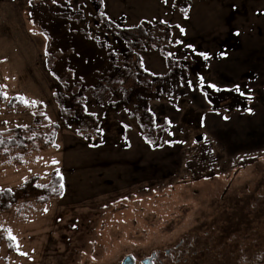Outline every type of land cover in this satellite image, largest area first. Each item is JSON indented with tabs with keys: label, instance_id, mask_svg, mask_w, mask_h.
Wrapping results in <instances>:
<instances>
[{
	"label": "rangeland",
	"instance_id": "rangeland-1",
	"mask_svg": "<svg viewBox=\"0 0 264 264\" xmlns=\"http://www.w3.org/2000/svg\"><path fill=\"white\" fill-rule=\"evenodd\" d=\"M0 89V132L59 128L0 190L65 187L0 214V264H264V0H0Z\"/></svg>",
	"mask_w": 264,
	"mask_h": 264
},
{
	"label": "trees",
	"instance_id": "trees-1",
	"mask_svg": "<svg viewBox=\"0 0 264 264\" xmlns=\"http://www.w3.org/2000/svg\"><path fill=\"white\" fill-rule=\"evenodd\" d=\"M145 77L148 78L151 76L147 75ZM109 82H111L116 89L130 91L129 93H135L142 89L148 94L154 91L152 84H147L145 86L138 84L136 74L128 71L114 75L113 78L109 79ZM102 84H104V82H102ZM3 97V92L0 89V98ZM75 98L77 102L75 107L78 109L76 112L81 116L82 123L85 125L90 121L93 123L96 122L95 118L89 115L83 106L85 99L84 95H79ZM13 103L19 104L18 101H13ZM135 112L136 110H133L132 115L136 116ZM65 113L64 111V116L67 115V113ZM81 126L83 130L84 126ZM138 127H140L137 128L138 131H140L147 140H150L152 136L154 137L153 134L147 133L145 126L143 129L141 126ZM58 135V126L54 124H45V115L42 112H38L34 115V121L30 125L19 126L0 132V166L26 165L25 158L28 153L56 148ZM59 177V174H53L49 182L43 183L39 176H34L19 187L11 189V192L7 191L8 189H3V191H0V214L23 203L33 202L36 205H47L52 200L62 197L65 192V187L62 189L60 188V184H63V180H60ZM36 185H45L46 187H36ZM53 187H55V191L52 190ZM10 237L12 236L7 230L0 229V245L6 243L11 250L15 251V240H12Z\"/></svg>",
	"mask_w": 264,
	"mask_h": 264
},
{
	"label": "snow or ice",
	"instance_id": "snow-or-ice-1",
	"mask_svg": "<svg viewBox=\"0 0 264 264\" xmlns=\"http://www.w3.org/2000/svg\"><path fill=\"white\" fill-rule=\"evenodd\" d=\"M54 2H55V0H54ZM164 2L167 3V0H164ZM164 23H166V22H164ZM177 27H179V25H177ZM180 31H181V33H183L184 30L181 28ZM193 52H195V49H193ZM199 55L203 56V58H204L205 60L210 59V57H209L206 53H199ZM201 87H203V78H201ZM208 87L213 88V89H215V90H217V91L220 90L219 88H217L216 85L209 84ZM234 91L239 92V88L234 89ZM241 95H243V93H241ZM4 98L7 99L6 94H4ZM21 99H24V98H21ZM25 103L27 104L28 102L25 101ZM93 115H94V114H93ZM169 123H170V122H169ZM53 163L55 164V163H58V162L55 161V160H53ZM58 172H59V170L57 169V173H58ZM59 179L62 180L63 177L60 176ZM36 187H46V186H45V185H36ZM63 187H64V185L61 183V184H60V188L62 189ZM52 190L55 191V187H53ZM0 191H3V190H0ZM7 191L11 192V189H8ZM45 211H47V209H45ZM10 238H11L12 240H15V237H14V236H13V237H10Z\"/></svg>",
	"mask_w": 264,
	"mask_h": 264
},
{
	"label": "flooded vegetation",
	"instance_id": "flooded-vegetation-1",
	"mask_svg": "<svg viewBox=\"0 0 264 264\" xmlns=\"http://www.w3.org/2000/svg\"><path fill=\"white\" fill-rule=\"evenodd\" d=\"M169 254L170 251L168 250V255ZM127 259H130L128 264H154L155 260L157 259V255L153 253L150 257L143 259L141 262H137L132 256H126L121 264H125Z\"/></svg>",
	"mask_w": 264,
	"mask_h": 264
},
{
	"label": "water",
	"instance_id": "water-1",
	"mask_svg": "<svg viewBox=\"0 0 264 264\" xmlns=\"http://www.w3.org/2000/svg\"><path fill=\"white\" fill-rule=\"evenodd\" d=\"M129 260H130V259H127L125 264H128V261H129Z\"/></svg>",
	"mask_w": 264,
	"mask_h": 264
}]
</instances>
